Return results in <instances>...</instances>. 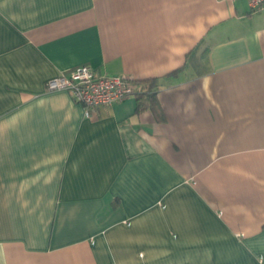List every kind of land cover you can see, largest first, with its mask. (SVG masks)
<instances>
[{
  "label": "crops",
  "instance_id": "crops-1",
  "mask_svg": "<svg viewBox=\"0 0 264 264\" xmlns=\"http://www.w3.org/2000/svg\"><path fill=\"white\" fill-rule=\"evenodd\" d=\"M81 65L156 114L46 89ZM0 264H264V9L0 0Z\"/></svg>",
  "mask_w": 264,
  "mask_h": 264
},
{
  "label": "built area",
  "instance_id": "built-area-1",
  "mask_svg": "<svg viewBox=\"0 0 264 264\" xmlns=\"http://www.w3.org/2000/svg\"><path fill=\"white\" fill-rule=\"evenodd\" d=\"M252 11L264 9V0H248ZM138 82L124 76H103L89 65H81L67 74H60L46 82L47 90H67L82 104L85 116L100 106H110L140 90Z\"/></svg>",
  "mask_w": 264,
  "mask_h": 264
},
{
  "label": "trees",
  "instance_id": "trees-1",
  "mask_svg": "<svg viewBox=\"0 0 264 264\" xmlns=\"http://www.w3.org/2000/svg\"><path fill=\"white\" fill-rule=\"evenodd\" d=\"M181 68L170 72L166 76L176 75ZM141 86L140 90L134 94L136 99V111H140L146 108H150L154 114L157 112V91L159 90L161 83L160 79L155 78H147L145 80L138 82Z\"/></svg>",
  "mask_w": 264,
  "mask_h": 264
}]
</instances>
